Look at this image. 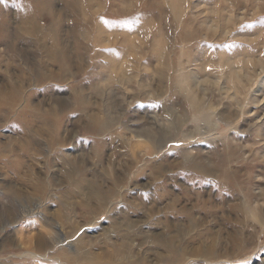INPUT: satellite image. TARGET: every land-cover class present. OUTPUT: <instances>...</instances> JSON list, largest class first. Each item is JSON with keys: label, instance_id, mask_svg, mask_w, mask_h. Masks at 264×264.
<instances>
[{"label": "rangeland", "instance_id": "374dc122", "mask_svg": "<svg viewBox=\"0 0 264 264\" xmlns=\"http://www.w3.org/2000/svg\"><path fill=\"white\" fill-rule=\"evenodd\" d=\"M0 89V264H264V0H0Z\"/></svg>", "mask_w": 264, "mask_h": 264}, {"label": "bare ground", "instance_id": "6f19581e", "mask_svg": "<svg viewBox=\"0 0 264 264\" xmlns=\"http://www.w3.org/2000/svg\"><path fill=\"white\" fill-rule=\"evenodd\" d=\"M24 5V4H23ZM25 8V6L22 8V9H24ZM29 10V9H28ZM21 11V10H20ZM22 14V13H21ZM33 14V13H32ZM27 15V14H26ZM28 16V15H27ZM21 19H22V16H21ZM25 19V18H24ZM27 20V19H26ZM25 21V20H24ZM32 22V21H31ZM26 23V22H25ZM32 24V23H31ZM39 27V26H38ZM35 29V28H34ZM14 35V34H13ZM55 45V44H54ZM57 45V44H56ZM44 47V46H43ZM46 47V46H45ZM51 47H53V46H51ZM55 47V46H54ZM45 52V51H44ZM53 52H55V51H53ZM49 53V52H48ZM47 55V54H46ZM58 55V54H57ZM56 55V56H57ZM48 56H50V55H48ZM51 57V56H50ZM55 57V56H54ZM62 57V56H61ZM61 57H59L58 56V58H61ZM47 58V57H46ZM53 58V57H52ZM57 58V57H56ZM49 59V58H48ZM53 59H55V58H53ZM51 60V59H50ZM56 60V59H55ZM59 60V59H58ZM62 60V59H61ZM60 60V61H61ZM17 97H19V93H18V91H15L14 93H13V95H11V97L10 96H6V94H5V91L4 90H2V89H0V107L1 106H3L4 104H7V103H9V101H10V103H15V101L16 100H18L17 99ZM9 99V100H8ZM198 107V106H197ZM198 111V110H197ZM52 118V117H51ZM52 119H54V118H52ZM56 121V120H55ZM58 121V120H57ZM96 121V118L94 119H92V122H95ZM51 124V123H50ZM49 126V125H48ZM52 133V132H51ZM187 137V136H186ZM172 141V140H171ZM184 141V140H183ZM186 149H188V148H186ZM198 151V150H197ZM198 154V153H197ZM226 169V168H225ZM79 170V169H78ZM226 170H228V169H226ZM119 181H120V178H118V176L117 177H115V183H116V186L119 184ZM220 181V180H219ZM222 181V180H221ZM226 183V182H225ZM222 186V185H221ZM118 187H119V185H118ZM222 188V187H221ZM220 188V189H221ZM224 188V187H223ZM233 188V187H232ZM231 191V190H230ZM113 193H115V192H113ZM233 193V192H232ZM42 234V233H41ZM39 238H40V236H39ZM63 241V240H62ZM66 241V240H65ZM45 243V242H44ZM37 244H39V243H37ZM40 245V244H39ZM42 245V244H41ZM67 245V247L69 248V247H71L72 248V244L70 245V244H66ZM166 245H168V244H166ZM83 248H81V250H82ZM86 251V250H85ZM182 251V250H181ZM180 252V251H179ZM30 254H32V255H35V256H37V257H40V256H45V255H43V254H40V253H37V252H34V251H30L29 252ZM88 253V252H87ZM87 253H84V258L85 259H87V260H90V261H96V258L95 257H93L91 254H87ZM80 255V254H79ZM81 258V257H80ZM92 263V262H91Z\"/></svg>", "mask_w": 264, "mask_h": 264}]
</instances>
